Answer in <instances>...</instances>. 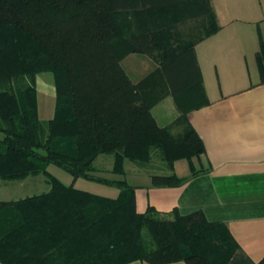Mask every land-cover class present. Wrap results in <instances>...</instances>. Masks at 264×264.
Listing matches in <instances>:
<instances>
[{"label":"trees","instance_id":"obj_1","mask_svg":"<svg viewBox=\"0 0 264 264\" xmlns=\"http://www.w3.org/2000/svg\"><path fill=\"white\" fill-rule=\"evenodd\" d=\"M199 17L195 30L180 29ZM218 29L210 0H0V183L41 174L48 185L0 200L1 264H264L249 258L223 221L202 210L166 214L148 206L140 213L133 185L95 173L103 169L94 164L100 155L111 157L116 174H124L126 160L165 171L150 174L155 187L185 181L173 172L178 159L197 172L192 158L205 147L188 114L209 100L195 44ZM126 49L154 60L160 82L134 83L120 62ZM258 65L262 82V50ZM43 72L52 74L55 89L53 116L44 120L36 98ZM165 95L178 113L159 125L151 107ZM49 164L115 186L118 195L65 185Z\"/></svg>","mask_w":264,"mask_h":264},{"label":"crops","instance_id":"obj_2","mask_svg":"<svg viewBox=\"0 0 264 264\" xmlns=\"http://www.w3.org/2000/svg\"><path fill=\"white\" fill-rule=\"evenodd\" d=\"M221 1L228 0H210L219 25L213 34L233 26L227 35L236 45L233 57L251 75L258 68L259 79L249 86L244 76L230 79L237 88L227 94L228 86L204 85L209 103L188 114L205 147L200 165L194 166L197 172L192 173L186 159L185 163L176 160L173 172L185 181L173 187L152 186L151 179L134 185L135 206L140 213L148 206L166 214L202 210L208 220L223 221L256 263L264 258V81L258 65L260 51L264 54V0H230L231 16L218 10ZM195 53L199 61L197 48ZM125 264L149 263L133 260Z\"/></svg>","mask_w":264,"mask_h":264},{"label":"rangeland","instance_id":"obj_3","mask_svg":"<svg viewBox=\"0 0 264 264\" xmlns=\"http://www.w3.org/2000/svg\"><path fill=\"white\" fill-rule=\"evenodd\" d=\"M230 0L227 2H218V10H223L228 16H231L229 10ZM148 16L158 17L159 12L150 11ZM146 15H141L140 18L144 19ZM145 20V19H144ZM204 21V17L187 19L185 23L180 25V29H184L186 32L190 30H195L196 21ZM204 23V22H203ZM194 28V29H193ZM233 26L230 28H225L223 32H218L216 34L209 35L207 38L200 40L196 47L198 50V58L200 62V69L202 73V85L206 84L207 88L213 85L218 86L221 84L228 86L227 94L232 91L233 85L229 82L230 79L239 78L244 76L245 86H249L254 83L255 80L259 79L258 68L251 74L248 73V69L244 66V69L239 67L236 58L233 57V51L236 45L231 44L227 39L229 31H232ZM258 32V40L261 42L260 33ZM230 34V33H229ZM185 38L186 37L185 35ZM260 44V43H259ZM261 46V45H260ZM232 51V52H231ZM120 62L130 79L134 83H138L141 80L147 78L146 83L152 84L156 80L159 81L157 64L149 56L142 52L126 49L124 55L120 59ZM255 74V76H253ZM150 78V79H149ZM214 88V87H213ZM236 90V86L233 87ZM233 92V91H232ZM36 98H37V116L39 119H50L54 112V102H55V92L53 85V77L50 72H43L36 75ZM151 113L153 114L156 122L159 125H166L171 122L177 115L178 111L176 109L174 99L165 95L159 101L154 103L151 107ZM176 132V130H172ZM103 157H108L105 155H100L94 161V164L98 168H103L96 171V175L105 177L108 179H124L130 185H140L144 182L149 181L150 174L165 173L163 170L153 171L149 167H139L132 162L126 160L124 163V174H116L111 171L112 159L102 160ZM181 163H185V159L181 160ZM158 163V162H156ZM193 166L198 167L200 165L199 158H192ZM47 171L56 177L65 185H72L73 187L81 190L88 191L93 194L100 196L114 198L118 195V189L115 186L103 184L96 180L86 179L84 177H72L66 170L56 166L54 164H49L47 166ZM48 188L47 183L44 181L43 175L30 176L24 181L11 182L8 184L0 183V200L10 201L15 200L19 197L25 196V194H32L34 192L44 191ZM124 259H75L73 264H115ZM80 262V263H78Z\"/></svg>","mask_w":264,"mask_h":264}]
</instances>
